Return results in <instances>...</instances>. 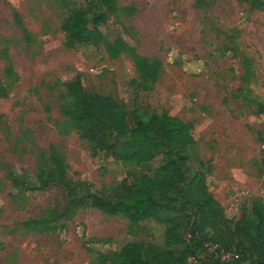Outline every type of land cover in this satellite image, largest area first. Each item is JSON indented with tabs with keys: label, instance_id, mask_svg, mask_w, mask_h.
I'll return each mask as SVG.
<instances>
[{
	"label": "rangeland",
	"instance_id": "obj_1",
	"mask_svg": "<svg viewBox=\"0 0 264 264\" xmlns=\"http://www.w3.org/2000/svg\"><path fill=\"white\" fill-rule=\"evenodd\" d=\"M93 1L105 21L98 30L109 44L125 45L110 58L102 45L67 50L61 21ZM0 0V41H9L8 55L16 83L0 100V264H110L109 256L137 234L121 215L79 210L64 229L36 234L26 226L45 210L63 202L59 190L20 192L11 178L32 183L34 151L55 145L65 157L70 177L92 189L117 186L137 168L122 165L90 147L76 132L65 134L59 111L62 83L82 75L87 92L107 96L143 120L167 113L193 132L187 150L192 173H206L207 186L226 216L238 221L250 214L253 200L264 204V9L245 0ZM256 1V0H248ZM264 1V0H261ZM20 20L32 37L22 41ZM1 50V44H0ZM135 57L156 63V74L143 86L134 84ZM6 63L0 59V78ZM262 140V141H261ZM164 163L158 157L143 171ZM182 197L170 210L154 214L140 238L163 244L164 232L176 228L186 249L194 244L196 221ZM199 264L209 256L195 246Z\"/></svg>",
	"mask_w": 264,
	"mask_h": 264
},
{
	"label": "trees",
	"instance_id": "obj_2",
	"mask_svg": "<svg viewBox=\"0 0 264 264\" xmlns=\"http://www.w3.org/2000/svg\"><path fill=\"white\" fill-rule=\"evenodd\" d=\"M245 1L250 8L264 9V1ZM103 2L108 13L116 12L113 0ZM85 6V10L76 8L61 21L64 47L73 50L102 45L110 58L117 57L125 45L119 40L112 45L104 41L98 30L105 21L104 14L96 10L93 1ZM14 22L21 29L22 41L32 43L17 16ZM0 44V59L6 63V79L0 78V100H4L17 79L8 55L9 41L2 39ZM134 66L138 82L133 83L139 86L156 74L157 66L152 60L135 57ZM62 86L59 111L66 120L65 134L76 132L93 149L119 164L134 166L137 171L128 172L115 187L94 190L86 181L70 177L65 157L55 145L48 146L46 153L34 151L36 168L32 183L13 176L12 187L20 192H48L55 188L61 192L63 202L28 221L26 226L36 234L51 233L64 229L79 210L95 209L107 216H123L137 234L107 258L110 264H186L188 259L195 258V246L203 248L207 241L238 253L239 259L220 262L206 256L199 264H264V204L253 200L250 214L242 213L238 221L226 216L208 190L206 173H192L188 165L187 150L195 143L190 127L167 113L154 112L144 121L139 111L127 112L112 98L87 92L78 72ZM161 156L164 163L153 170L152 176L143 171ZM261 165L264 168V151ZM180 197L196 217L189 231L194 246L175 248L184 245L176 228L164 232L162 245L140 238L154 214L170 210V203Z\"/></svg>",
	"mask_w": 264,
	"mask_h": 264
},
{
	"label": "built area",
	"instance_id": "obj_3",
	"mask_svg": "<svg viewBox=\"0 0 264 264\" xmlns=\"http://www.w3.org/2000/svg\"><path fill=\"white\" fill-rule=\"evenodd\" d=\"M262 149H264V145H262ZM195 236L197 237L198 235L196 234ZM203 247L209 256H212L213 259H217L220 262L234 261L239 259L238 253L228 252L220 245L211 243L210 241L205 242Z\"/></svg>",
	"mask_w": 264,
	"mask_h": 264
},
{
	"label": "crops",
	"instance_id": "obj_4",
	"mask_svg": "<svg viewBox=\"0 0 264 264\" xmlns=\"http://www.w3.org/2000/svg\"><path fill=\"white\" fill-rule=\"evenodd\" d=\"M208 190H209L210 194H211L214 198H217L216 196H214V195L211 193V191H210L209 188H208ZM217 201H218V199H217Z\"/></svg>",
	"mask_w": 264,
	"mask_h": 264
}]
</instances>
